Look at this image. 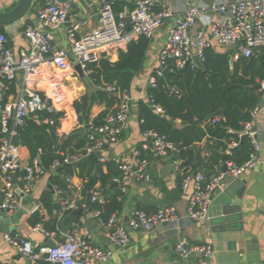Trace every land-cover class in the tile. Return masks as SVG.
I'll use <instances>...</instances> for the list:
<instances>
[{
  "label": "built area",
  "instance_id": "1",
  "mask_svg": "<svg viewBox=\"0 0 264 264\" xmlns=\"http://www.w3.org/2000/svg\"><path fill=\"white\" fill-rule=\"evenodd\" d=\"M75 1L78 0H51L39 10L38 21L48 31L28 25L24 36L29 42L30 50L22 52L19 59L10 48L7 35L0 33V209H4L9 215L22 208V199L15 189V184L22 183L21 192L30 196L36 180L47 172L37 159L30 163L28 149L15 142L19 130L25 128L30 119L39 125L53 124L50 119H43L38 112H58L49 93L35 90L30 85L31 78L37 74L40 66L48 63L56 66L63 63L80 64L85 74H89L86 67L99 63L103 59L105 48L123 47L141 36L152 39L168 20L173 22L161 50L160 67L148 80V86L151 88L157 87V80L163 78L165 69L170 74L187 66L196 69L195 56L203 63L206 50L212 47L208 35L221 46L229 49L233 47V62L239 57L257 58L259 50L264 48V0H239L213 5L212 9L218 16L207 20L203 28H198L199 21L206 15L207 9L193 4H190L183 14L175 16L172 7L163 4L162 0H134L133 10L116 14L113 1L105 0L98 27L82 35L79 32L87 22L70 21L71 5ZM64 25L69 26L68 49L54 45L53 32ZM13 83H19L20 90L18 89L12 97H6ZM102 90L116 97L115 108L104 117L100 125L90 123L85 128L89 144L84 149V154L69 156L61 152L64 160H55L50 170H57L64 164L75 165L92 153L100 155L107 146L121 139L129 119L132 96L130 92L120 90L115 84L105 85ZM261 91L264 96V82L261 83ZM151 106L158 114H164L159 105ZM249 114L250 121L240 123L242 131L239 136L248 138L251 143V153L244 164L237 165L226 160L223 164L227 168L226 172L207 176L198 171L186 173L183 177L181 188L189 198L188 216L191 220L209 222V211L215 194L225 192L234 180L254 170L259 163L262 146L254 123L259 117H264V97ZM229 132L233 133L232 130ZM142 135L144 141L136 151V162L125 158L115 161L122 177L114 182L121 186L122 193L126 192L124 183L128 181H151L148 173L151 159H162L168 155L177 158L180 154L179 148L169 142L166 135L156 131H146ZM61 194L62 191H59V195ZM99 201L100 193L93 190L91 202ZM58 202L63 213L88 208L85 204L80 205L78 201L68 198L61 197ZM92 215L106 231L109 241L119 248L129 245L131 230L149 233L161 224L178 220L177 211L173 206L160 207L153 213L136 210L127 224L119 220L117 213L112 214L107 221L101 218L99 210L94 209ZM31 231L42 232L48 237L55 234L47 232L42 224L33 226ZM3 243L13 247L33 264L41 260L52 264H92V261L106 262L111 256L110 253L94 246L87 233L68 235L62 243L39 250H36L29 238L17 233H5ZM196 252L201 254L196 264H209L214 253L211 246L197 248L190 242H183L177 246L178 264H189Z\"/></svg>",
  "mask_w": 264,
  "mask_h": 264
},
{
  "label": "crops",
  "instance_id": "2",
  "mask_svg": "<svg viewBox=\"0 0 264 264\" xmlns=\"http://www.w3.org/2000/svg\"><path fill=\"white\" fill-rule=\"evenodd\" d=\"M19 1L0 0V12L11 11ZM50 1L47 0L45 3H41L39 0H34L30 12L24 18L11 25L3 26L4 32L9 38L10 48L17 59L20 58L22 52L30 50L29 42L24 36L25 28L28 25L48 31L47 28L39 23L38 12ZM104 1L78 0L72 3L70 21L82 20L87 22V25L80 30V35L91 32L98 27ZM112 1L113 3H120L123 7V12L128 13L134 9V0ZM236 1L239 0H162L163 4L172 7L175 16L183 14L190 4L207 9L206 15L199 21L198 28H203L207 20L215 19L218 16V13L212 9L213 5ZM172 22V20H168L165 26L150 39L143 68L135 74L130 89L133 100L129 119L121 139L119 142L107 146L99 155V163L103 164V172L105 174L108 173L107 163L115 162L119 158H125L132 162L137 160L136 151L144 141L138 117V104L139 101L148 102V80L160 67L161 50L166 42ZM68 31L69 26L64 25L53 32L54 45L57 48H69ZM208 37L216 51L225 52L227 49L230 50L225 46L219 45L211 35H208ZM137 39L135 38L134 40ZM126 47L127 45L123 47H107L103 50L102 56L112 63L117 62L119 52L126 50ZM74 67L75 64L71 65L69 63H63L61 66L49 63L42 65L30 82L31 87L35 90L49 93L57 111L66 114V119L62 126V133L65 135L76 134L82 129L85 130V126L79 125L73 103L79 101L85 94L91 95L98 90L91 83L89 74H85V78L81 79ZM16 84L17 93L20 90V85L19 83ZM10 96L12 97L13 95ZM90 106L89 119L90 123H93L94 119L100 116L107 106L104 102H96L94 104L91 102ZM178 123L176 122V124ZM254 124L259 132V140L262 146L261 159L254 170L234 180L225 192H217L215 194L209 211V222H195L189 218V198L187 194L183 193L181 188L183 176L186 173H193V166H195L196 162L180 161L172 155H168L162 159H151V163L148 166L150 182L132 180L124 183L126 188L124 208L121 213H118V218L123 224H127L138 206L149 213L157 211L160 207L173 206L177 211L178 220L161 224L149 233L131 230L130 243L127 247L119 248L109 241L106 231L98 224L92 213L89 212L92 208L94 210V206L87 209L81 208L84 210L85 216L79 220L74 214L77 210L71 211L69 215H64L66 213H63L60 203L58 210H54L52 216L47 214L40 202L41 196L46 191L51 193L54 202H58L61 197L78 202L82 200L81 192L84 181L77 175L65 178L59 174L60 168L56 170L57 174L54 173L55 170L49 169L45 175L36 180L33 192L30 195L33 197V201L28 203L32 211L23 216L18 227L20 230L15 233L29 238L36 250L48 246L46 245L47 238H51L56 244H59L68 235H84L87 233L89 240L94 246L111 254L106 262L92 261V264H178L177 246L183 242H190L197 248L211 246L214 253L209 260V264H264V117H259ZM212 142L209 137H206L201 143L197 144V149L203 152L201 156H206L208 144H212ZM236 146L237 143L233 141L228 145V149L224 154L228 155L230 149ZM185 161L188 163L187 169L183 166ZM223 164L209 168L207 162H204L202 166L198 167V171L204 172L207 176H212L221 172ZM89 167L92 174L90 163ZM52 177H60L64 181L63 184H67V186L64 185L67 191L64 192L59 189L52 182ZM15 185L20 190L23 189L22 183L17 182ZM115 185L116 183L110 185L109 188H118ZM50 186L55 191L54 194L49 189ZM119 188L121 190V186ZM94 190L100 193L99 203H104L112 194V192L103 191L100 183L96 184ZM174 190L179 192V197L175 203L171 204L167 197ZM59 191H62L61 195H59ZM239 193H242L241 198L237 197ZM235 202H238V204L233 205ZM35 212H40L43 218L47 220L55 219L58 221V233L48 237L42 232H32L29 219ZM2 230L0 226V264H33L21 256L13 247L3 243V235L5 233ZM200 256L201 254L196 252L189 264H196ZM43 262L52 264L46 260L38 261L35 264H42Z\"/></svg>",
  "mask_w": 264,
  "mask_h": 264
},
{
  "label": "trees",
  "instance_id": "3",
  "mask_svg": "<svg viewBox=\"0 0 264 264\" xmlns=\"http://www.w3.org/2000/svg\"><path fill=\"white\" fill-rule=\"evenodd\" d=\"M46 1L39 0L41 3ZM113 10L119 14L123 12V7L120 3L114 2ZM0 33H5L3 26H0ZM149 45L150 39L141 36L128 43L126 50L119 52L117 62L112 63L103 58L99 63L86 67V71L90 72L91 83L98 90L91 95L85 94L79 101L73 103L79 125L87 128L90 123V102L92 104L104 102L107 106L106 110L94 119L95 125H100L104 117L115 108L117 99L102 90L105 85L115 84L120 90L130 92L135 74L143 68ZM232 55L233 51L228 49L225 52H218L213 47L207 49L203 68L200 71L187 66L170 74L172 89L177 93L176 95L168 89L164 78L160 77L156 88L148 87V102L139 101L138 104L141 132L156 131L166 135L169 142L180 150L177 160L196 162L193 173L198 172V167L204 162H207L209 168L219 166L226 160L242 165L249 159L251 153L249 139L239 136L242 131L240 123L250 121V110L262 101L263 93L256 86L264 82V48L259 50L257 58L239 57L233 62ZM203 71H206L207 75H204ZM16 90L17 84L13 83L6 97L16 94ZM152 104L162 107L164 114H158ZM37 114L43 119H50L53 124L39 125L30 119L26 127L19 130V135L15 139L17 144L28 149L30 163L37 159L45 169L49 170L55 160H64L60 155L61 152L69 156L84 154V149L89 144L87 137L62 133L66 114L63 112ZM170 119L179 123L172 126L169 123ZM206 137L213 142L208 144L206 156L203 157L201 156L203 152L197 149V144ZM233 141L237 146L231 148L230 153L225 155L228 145ZM107 168L108 173L105 174L103 164L99 163L91 181L88 162L64 164L59 169V174L65 178L77 175L84 181L82 200L79 204H85L88 208L94 206L95 210L101 212L104 221H107L112 214L122 212L125 198L120 188H109L110 185L115 184V179L122 177L118 165L116 162H110L107 163ZM51 180L59 189L67 191L60 177H52ZM97 183L101 184L103 191L112 192L104 203L91 202L92 191ZM40 202L47 214L52 216L54 200L49 191L43 193ZM137 210L142 208L138 206ZM29 224L32 227L42 224L49 233L56 234L59 231L58 221L47 220L40 212H35L31 216Z\"/></svg>",
  "mask_w": 264,
  "mask_h": 264
},
{
  "label": "water",
  "instance_id": "4",
  "mask_svg": "<svg viewBox=\"0 0 264 264\" xmlns=\"http://www.w3.org/2000/svg\"><path fill=\"white\" fill-rule=\"evenodd\" d=\"M33 2L34 0H20L18 2V4L15 6V8H13L11 11L9 12H5L2 13L0 12V26H8L11 25L17 21H19L20 19L24 18L31 10L32 6H33ZM231 50L233 49V47L230 48ZM194 61L197 64L196 70L200 71L203 68V63L199 60L198 57H194ZM75 70L78 73L79 77L81 79L85 78V72L82 68V66L80 64H76L75 65ZM204 75H207L206 71H203ZM163 78L165 80V83L168 87L169 90H171L173 92V94H177L176 92L173 91L172 89V85H171V80H170V72L168 70H163ZM258 89H261V85H257L256 86ZM91 104V102H90ZM169 123L172 126H176V122L173 119L169 120ZM77 135H81L83 137L86 136V131L84 129H82L81 131L76 132ZM100 161V157L99 154L97 153H92L88 156L83 157L81 160H79V164L80 163H84V162H88L91 164L92 166V174L90 177V181L93 179V174L96 170V166L99 164ZM183 166L187 169L188 168V163L187 161L183 162ZM227 168L224 165L221 168V172H226ZM187 172V171H185ZM55 174H57V171H54ZM65 186H67L66 183H64ZM116 187H120L118 184L115 185ZM15 189L17 191V193L19 194V196L22 199V208L19 209L17 212L7 215L6 211L4 209H0V217H1V221L2 222L0 224V226L2 227V231L4 233H15L17 231L20 230L19 224L21 219L23 218V216L31 213V208L28 206L29 202L33 201V197L32 196H27L25 195L23 192H21V190L18 188L17 185H15ZM49 189L52 190V193L54 194L55 191L52 189V186L49 187ZM242 193H239L237 195L238 198H241ZM179 197V192L177 190H174L168 197L167 200L173 204L177 201V198ZM238 202H235L233 205H237ZM54 210L57 211L59 208V202H54L53 204ZM238 209V208H237ZM239 210V209H238ZM93 208L89 211L90 213H92ZM235 212V210H233ZM77 216V219L79 220L80 218L85 216V212L83 209L77 210L74 213ZM46 245L48 246H55L57 245L55 241H53L51 238H47L46 241ZM46 258L48 257L47 255L45 256Z\"/></svg>",
  "mask_w": 264,
  "mask_h": 264
}]
</instances>
